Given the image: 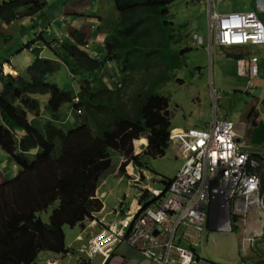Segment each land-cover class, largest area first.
<instances>
[{"label":"trees","instance_id":"trees-1","mask_svg":"<svg viewBox=\"0 0 264 264\" xmlns=\"http://www.w3.org/2000/svg\"><path fill=\"white\" fill-rule=\"evenodd\" d=\"M113 1L120 21L105 41L103 59L91 56L84 48V34L77 37V31H73L70 35L74 42L64 40L59 47L55 46L56 39L47 43L54 58L40 56L41 49L35 47L32 62L18 75L3 74L0 67V148L18 167L12 178L0 182V264H32L41 251L66 253L65 227L83 223L101 209L103 203L96 197L101 183L114 173L130 177L125 170L129 163L144 168L143 156L156 157L168 141L172 128L170 99L158 89L172 77L174 68L182 65L183 56L177 48L158 49L166 46L164 31L154 41L139 38L132 29L148 19L168 24L165 18L174 0ZM44 6L43 0H3L0 22L10 24ZM121 24L125 30L119 29ZM120 31L125 36L121 39L115 36ZM153 45L157 49L150 54L156 55V62L157 56L165 60L156 63L160 77L142 78L134 88L137 74L132 72L143 67L132 56L143 54ZM108 61L121 69L119 88H110L103 80L101 74ZM61 64L80 80L77 92L52 81ZM41 96H46L43 102ZM67 103L81 111L80 123L64 130L58 121L61 107ZM42 106L50 117L40 129L29 114L39 116ZM141 137L147 138L148 144L142 153L135 154L133 141ZM171 180L158 178L163 189ZM141 191L135 216L162 196H154L147 189ZM54 204L45 221L41 212ZM231 228L237 229L234 222Z\"/></svg>","mask_w":264,"mask_h":264},{"label":"crops","instance_id":"crops-1","mask_svg":"<svg viewBox=\"0 0 264 264\" xmlns=\"http://www.w3.org/2000/svg\"><path fill=\"white\" fill-rule=\"evenodd\" d=\"M44 2L45 6L41 11L21 18L22 22L20 24H14L13 26H10L11 23L6 25L0 24V33H4L6 30L10 31V33L7 32L6 36L9 34L14 36L16 32L19 41L23 44L16 52L10 53L2 59L0 58V67L1 64L5 67L8 65L9 69H16L20 72L23 66L22 57L25 55V50L32 53V48L41 46L37 38L43 40V46H46L49 50V55L46 57L54 58V53L47 45L48 42L44 36L43 24L46 23L47 19L56 21L60 17L65 18V20L57 24L58 28L51 27L50 32H53L55 35L59 32L61 35L57 34L58 37L74 42L73 38L70 37L71 32L80 31L84 34L86 40L84 48L87 51L89 50L92 56L104 58L106 53L105 41L115 32L117 24L120 21V14L116 10L113 0H47ZM185 2L197 4L200 7V11L205 14L204 27L199 31V35H207L208 12L211 9L218 13L255 9L258 17L264 23V0H185ZM173 3L169 4L166 17L169 18L168 24L175 26L174 19L170 18V6ZM105 5L107 7L106 11H99L100 9L98 8ZM11 29L15 32L11 31ZM32 36L34 38L30 39ZM27 42L31 43L30 47H26ZM177 45L176 48L181 50V56H184V52L187 51L194 53L198 58L196 64H198L199 71L203 70L200 64L204 65L208 63L209 79L215 90L213 94L212 92L210 94L212 97L219 96L221 102L219 108L224 112V118L234 121V118L237 117L236 122L234 121L237 124V134H241L244 131L246 122L241 119V116L249 108H254L256 113H258V119L264 122V43L229 47H220L213 43L208 47L207 43L206 45L197 46L192 39L188 43L184 38ZM41 53L42 49L40 55ZM33 57L32 53V55L27 56L26 60L30 62ZM252 59L258 64L257 74L252 77L247 73L242 75L238 71V61H244L247 66L248 62ZM160 63L162 64L161 60ZM116 64L114 61H110L107 64L104 69V75L107 78L109 75L120 79L121 69ZM5 70L8 72L7 69ZM249 81H252L256 85L252 93L245 91ZM241 90L249 98L245 96L237 97L233 93L234 91L242 93ZM40 99L43 102L46 96H41ZM64 108V113L61 112V114L65 117L61 116L59 121H65L68 116L67 113L70 114L73 111L76 113L68 103L64 104L61 110ZM46 113L41 108L39 116L29 114V118L34 125L39 126L41 119L45 120L50 117ZM219 113L218 110L216 112L213 111L212 117L210 116L211 119L213 116H218ZM171 124H173L172 121ZM172 126L179 128L193 127L180 122ZM140 151L141 149L137 153H141ZM31 152L35 153V150ZM252 154L256 155L253 156ZM6 155L4 151L0 153V182L5 180L4 177L7 178L5 175L7 171H18L17 165ZM250 155L259 162L254 171L259 176L261 183L260 193L264 200V153L250 152ZM178 159L181 165L182 158L179 157ZM128 169L127 174L130 177L126 179L131 185L128 184L129 187L125 190H119L115 185L109 189H105L106 180L97 189L96 194L97 196L99 195L98 197L103 203V208L94 215L95 219L84 220L83 223H79L73 227H65V243L68 248L66 253L41 251L32 264H46L47 260H53L56 264H154L150 258L144 255L139 246L131 245L124 239L114 244L111 255L105 262L99 253H87L85 256L82 252L83 246L87 245L91 238L103 227V222L99 223L98 217L106 215L109 218L108 220L118 222L120 218L134 216L139 210L140 204L139 202L137 204V195L141 189L146 187L145 185L151 187L149 186L150 180L148 175L145 174L144 169L134 167L132 164L128 165ZM139 172H142L147 177V179L143 180L144 186L140 187L132 183L133 177L138 176ZM115 176L123 178L118 173ZM109 202H114V206L109 205ZM119 206L121 207L120 210L118 209ZM117 209L119 213L115 212ZM109 212L111 214H108ZM233 216H236V221L232 220V223L236 224V230H232L231 226L229 228L227 225L225 228H213L208 224L205 230L199 232L191 227L180 226L175 233V242L193 251L196 260L194 264H264V202L262 205H252L244 214L232 213V219Z\"/></svg>","mask_w":264,"mask_h":264},{"label":"built area","instance_id":"built-area-1","mask_svg":"<svg viewBox=\"0 0 264 264\" xmlns=\"http://www.w3.org/2000/svg\"><path fill=\"white\" fill-rule=\"evenodd\" d=\"M191 37L197 46L263 44L264 23L255 9L223 13L211 9L207 35L193 33ZM238 71L255 76L258 64L252 59L246 66L239 60ZM255 87L249 81L245 91L252 93ZM237 136L234 121L217 116L199 127L171 128L168 140L182 163L166 190L145 185L154 196L162 193L160 200L145 207L137 216L104 224L83 246V254L99 253L105 262L114 244L124 239L139 246L154 264H194L193 251L175 242L178 227H191L199 232L208 224L213 228L226 225L230 228L232 213L244 214L252 205L263 204L260 179L252 170L259 162L241 148ZM132 183L144 186L143 177H133ZM155 228L158 229L156 235ZM46 264L56 262L47 260Z\"/></svg>","mask_w":264,"mask_h":264},{"label":"rangeland","instance_id":"rangeland-1","mask_svg":"<svg viewBox=\"0 0 264 264\" xmlns=\"http://www.w3.org/2000/svg\"><path fill=\"white\" fill-rule=\"evenodd\" d=\"M44 1H47V0H44ZM173 2H174L173 5L170 6V18L174 19L175 26L169 25L166 23H160L157 20L148 19L140 24H137L135 28L132 29V31L134 30V34L138 35L139 38H142L144 40H149V38H151L154 41H158L159 37L164 31V33L167 35V37L164 39L165 40L164 44H166V46L165 47L159 46L158 49L165 48V49H173L174 51H176V46H178L177 44L184 38L188 41V43H190V40L192 39L191 37L192 34L199 33L201 28L204 27V20H205L204 15L205 14L204 12L200 11V7L197 4L194 5L191 3H186L185 0H174ZM176 6H179V7H176ZM98 9H100L99 11L104 12L106 11L107 7L105 5ZM165 19L169 20V18L167 17ZM21 22H22V19H17L13 23H11L10 26H13L14 24H20ZM54 22L55 21L52 19H47L46 23L43 24L44 31H45L44 36L47 42H50L53 39H56L58 37L57 34L59 36L61 35L59 32H57L56 35L53 32H50L51 27L58 28V25H57L58 23H54ZM0 24L6 25L5 23H2V22H0ZM118 27L121 30H125V26L123 24H121V26H118ZM0 30H1V27H0ZM11 31L15 32L12 29ZM7 32L10 33V31H6V30L4 33L2 32L0 33V58L1 59L4 57H7L10 53L16 52L18 49H20L23 46V44L19 41V37L16 32L14 36H12L11 34L6 36ZM81 33L82 32L78 31L76 34L77 37H79ZM115 36H117V38L119 39H121L122 37H125L124 34L121 33V31L117 32ZM33 38L34 36H32L30 39H33ZM37 41H39V44H41V46L38 47L42 49L41 55H43V57L48 56L49 50L46 46H43L44 45L43 40H40L39 38H37ZM60 45L61 43L55 42V46L59 47ZM156 47L157 46L155 45L151 47L148 46L144 50L143 54L140 55L136 52L135 54H138V55H134V56L131 55L132 58L139 59L137 63L143 67L142 71H137V69L134 68L132 72L133 74H137L136 80L133 83L134 88H136V86H138L141 83L142 78L144 79L148 78L150 80H153L155 79V76L156 78L157 76L160 77L161 73L158 72V70L156 69V63L160 62V60L157 59V62H156V55L154 56V54H150L153 52V50L157 49ZM170 53L171 51H169V54ZM28 55H32V53L27 52L25 50V55L22 57L23 66L21 68V71H23L25 67L29 65L33 60L32 59L30 62L27 61L26 58ZM197 60L198 58L194 55L192 51L184 52L182 65L177 68H174L175 70L171 72L172 77L169 80L163 82L158 89L159 93L169 97L170 99L171 121L173 123L172 125H175L177 122H180V123H184L187 125H191L193 127H196V126L199 127V126H202L203 122L209 121L212 117L211 116L212 112L213 111L216 112L217 110L220 112L217 117H220V118L225 117L224 112H222V110L219 108V106L221 105L219 96L217 95L215 97L214 96L212 97L210 94L211 92L213 94L215 90L213 89V84L209 79V65L208 63L204 65L200 64L202 65L203 70L199 71L198 66H197L198 64H196ZM161 62L163 63L165 62V60L161 59ZM6 69L8 71L9 68L6 67ZM7 73L11 76H16L19 74V72L16 69L13 71V73L9 71ZM101 75H104V73H102ZM51 79L60 88L71 90L73 93L77 92V90L79 89L80 83H81L80 80L77 79V77H74L72 75V73L68 70V68L64 64L59 65L58 70L51 77ZM108 82H109L110 88H117L115 86V83H113L112 81H108ZM145 83L148 84L149 82L146 81ZM241 92L242 93L238 91H234L233 93L237 97H240V96L248 97L247 94L243 90H241ZM64 110L65 108L62 109L61 112L64 113ZM76 114L77 113H75L74 111L70 114L67 113L68 116L66 117V120L59 121V125L64 130H69V129L76 127L80 123V119L77 116L78 114L77 115ZM62 117H65V116H62ZM235 120H237V117L234 118V121ZM44 121H45L44 119H41L40 125L37 127L42 129V125ZM139 139H135L133 141L135 154H137V152L140 149H141L140 152L142 153V150H144L145 148L144 144L146 145L148 144L147 138L145 140L146 143L142 142L144 144H142L141 142H138L137 140ZM1 152L2 150L0 148V153ZM178 158L179 156L176 154V150L174 149L173 144L170 141L165 142V144L163 145V152L157 155L156 157L143 156V161L146 163L144 167V172L149 177V180H150L149 186L151 187L155 186L156 188L163 189L164 187L162 183L158 181V178H160L161 176L170 177V178L174 177L180 165V160ZM128 165L125 168L126 172L127 170H129ZM3 173L5 174L4 170H3ZM6 173L7 174L5 175L7 176V178L4 177V179L12 178L17 172L10 170V171H7ZM114 174L116 175V173ZM115 175H111L108 177V179L106 180L105 189H109L113 185H115V187L119 190L120 189L125 190L126 188L129 187L128 184H130V182L126 179L127 177L124 176L123 178H117V176ZM145 179H147V177H145ZM145 189H148V187ZM142 193L143 192L140 191V193L137 195L138 196L137 204L138 202L140 204ZM98 196L96 194L97 198H99ZM109 205L114 206V202H109ZM54 207H56V204L50 206L46 211L41 212V217L45 221L48 220L49 215ZM102 208L103 206L101 207V209ZM120 208L121 207L119 206L118 209L120 210ZM118 209L115 210L116 213H119ZM108 214H111V213L109 212ZM95 218L96 217L93 216L90 219H95ZM108 219L109 218H107L106 215H103L100 218L98 217L99 223L103 222L102 223L103 225L106 224V222L108 223L114 222ZM121 219L123 218H120V220Z\"/></svg>","mask_w":264,"mask_h":264},{"label":"water","instance_id":"water-1","mask_svg":"<svg viewBox=\"0 0 264 264\" xmlns=\"http://www.w3.org/2000/svg\"><path fill=\"white\" fill-rule=\"evenodd\" d=\"M236 140L245 151L264 153V122L258 119V113L245 124L244 131L238 134ZM157 232L158 229L155 228L153 233Z\"/></svg>","mask_w":264,"mask_h":264},{"label":"clouds","instance_id":"clouds-1","mask_svg":"<svg viewBox=\"0 0 264 264\" xmlns=\"http://www.w3.org/2000/svg\"><path fill=\"white\" fill-rule=\"evenodd\" d=\"M63 20H65V18H62V17H60V18H58L54 23H59V22H61V21H63ZM56 40H58V43H63V38L62 37H58V38H56ZM88 53L92 56V54L90 53V51L88 50ZM94 57V56H93ZM96 59H99V60H101V59H103V58H97V57H95ZM110 61H108V62H106L107 64L109 63ZM5 63V62H4ZM107 64L105 65V67L107 66ZM8 66V65H7ZM6 66V67H7ZM6 67L5 66H3L2 64H1V68H2V71H3V74H8L7 72H6ZM8 68V67H7ZM12 70H14V69H12ZM104 73V72H103ZM103 80H104V82L107 84V85H109V82L108 81H112L113 83H115V86L117 87V88H119V87H121V82H120V79L119 78H117L116 76H111V77H106V75H103ZM118 83H120V86H118L117 84ZM78 99L77 98H75V101H77ZM42 108H43V106H42ZM74 109V108H73ZM75 110V109H74ZM45 111V110H44ZM76 111V113L77 114H79V112H77V110H75ZM80 113H81V111H80ZM31 120V119H30ZM32 121V120H31ZM235 123V122H234ZM172 128H173V126H172ZM179 128V127H178ZM181 128V127H180ZM186 128V127H185ZM236 128V127H235ZM238 135V134H237ZM169 141V140H168ZM249 152V151H248ZM250 153V152H249ZM251 156V155H250ZM142 169H144V168H142ZM254 171V170H253ZM177 172V171H176ZM255 172V171H254ZM137 175H141L142 177H143V180L145 179V175H143L142 174V172H139ZM173 178V177H172ZM260 186H261V183H260ZM145 188H147V187H145ZM144 188V189H145ZM151 188H156V187H151ZM166 188L167 187H165V189H159V188H156V189H159V190H166ZM148 191H149V189H147ZM150 192V191H149ZM151 193V192H150ZM259 193H260V187H259ZM260 195H261V193H260ZM263 202H264V200H263ZM231 225H232V217H231Z\"/></svg>","mask_w":264,"mask_h":264},{"label":"flooded vegetation","instance_id":"flooded-vegetation-1","mask_svg":"<svg viewBox=\"0 0 264 264\" xmlns=\"http://www.w3.org/2000/svg\"><path fill=\"white\" fill-rule=\"evenodd\" d=\"M256 111L254 108H249L248 111L242 114L241 119L244 120V122L248 123L249 120L255 115ZM235 127L237 129V124H235Z\"/></svg>","mask_w":264,"mask_h":264},{"label":"bare ground","instance_id":"bare-ground-1","mask_svg":"<svg viewBox=\"0 0 264 264\" xmlns=\"http://www.w3.org/2000/svg\"><path fill=\"white\" fill-rule=\"evenodd\" d=\"M8 71L9 72H11V73H13V70H11V69H8ZM138 142H145V138L143 137V138H141V139H139V140H137ZM143 144V143H142ZM256 168V167H255ZM254 167L252 168V170H254L255 169Z\"/></svg>","mask_w":264,"mask_h":264}]
</instances>
